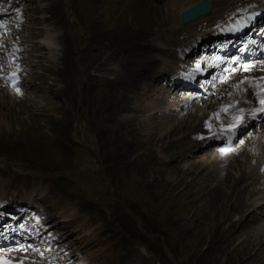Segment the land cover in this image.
<instances>
[{"label":"rangeland","instance_id":"1","mask_svg":"<svg viewBox=\"0 0 264 264\" xmlns=\"http://www.w3.org/2000/svg\"><path fill=\"white\" fill-rule=\"evenodd\" d=\"M165 4L166 0L161 4L154 0H0L1 197L24 199L25 193L33 191L31 211L48 222L47 229L56 226L59 234L49 237L48 244L43 236L37 237L36 247L28 250L44 252L37 259L46 264H256L255 255L245 261L239 249L257 218L260 224L264 209L255 217L252 212L247 221H236L235 216L223 225L218 216L211 219L217 210L207 204L202 187L215 184L205 177L209 165H198L220 153L218 145L192 152L191 145L185 149L182 142L178 152L165 150L170 141L190 130L171 131L164 137L167 122L162 127L157 124L170 112L146 105L178 104L190 95L193 102L184 109L175 105L178 109L170 123L187 121L199 107L197 102L213 108L214 90L224 96L232 83L230 70L245 61L228 68V75L219 78L210 72L209 81L200 78V93L172 85L167 74L159 71L162 61H169V69L171 64H192L200 58L197 52L183 55L174 50L192 38L154 54V38L166 30ZM146 27H151L150 32ZM255 61L264 62V56ZM252 103L255 106L256 100ZM259 120L242 129L228 148L232 150L227 159L244 154L257 124L258 129L264 128V119ZM227 124L224 120L218 130L228 131ZM144 128L156 139L144 142L148 134ZM160 133L163 138L158 139ZM240 140H245L241 148ZM160 148L166 157L157 155ZM194 164L198 168L192 171ZM240 170L243 167L231 168V177ZM33 182H38L37 190ZM256 191L258 197L264 196ZM41 247H49L51 253ZM58 247L64 251L58 253ZM65 252L70 258L58 261Z\"/></svg>","mask_w":264,"mask_h":264},{"label":"bare ground","instance_id":"2","mask_svg":"<svg viewBox=\"0 0 264 264\" xmlns=\"http://www.w3.org/2000/svg\"><path fill=\"white\" fill-rule=\"evenodd\" d=\"M203 1L204 0H166V4L164 5V14H162V23L165 25L164 27L166 30H162L163 32L159 33L154 38L155 41L152 47L154 54H156L157 52H163L162 50H164L166 47L168 48L185 39L192 38L191 42L197 41L198 38H204V36L206 35L205 33H208L207 35L213 34L218 30V28L221 30L236 31L238 30L237 28H243L245 24L249 22H255L258 19V17H256L255 19V16L261 13V11H264V0H206L209 4V11L206 15L199 16L198 18L186 24H181L179 22L180 14L182 12ZM146 28L150 32L151 27ZM148 31H146L147 34L149 33ZM263 33L264 31L262 32V34ZM147 34L145 33V35ZM46 39H49V37H47ZM218 40L219 39H217V41ZM252 40H254L253 46H256V44L264 46V42H260L261 37L252 35L251 41ZM45 42L47 45L50 40H46ZM207 42L209 41H205V43H203L206 44ZM260 52L261 58V56L264 54V51L261 50ZM231 54L232 58L230 59L236 60L238 57H240L234 52H232ZM153 58L155 59L156 56H153ZM255 60H247V62H243L242 64H240V66L233 67L230 70L232 74L230 80L232 83L227 89L225 95L219 96V92L221 91H218V89L214 90L213 98L214 100H216L218 105H216V103L214 106H212L213 108L209 109L206 104H202L200 103V101L197 102L199 104V107L193 110L192 113L189 114V116H187H191L189 119H187V121H184L182 119L176 124L170 123V120L178 109L175 105H181L180 109H184L183 107L186 108L190 102H193L192 100H190L192 98L190 95L184 96L180 102H177L178 104L168 102L165 105L162 103L153 105L151 102H148V104L146 105H152L156 110H160V108L163 107L165 108V111L167 110L168 112H170L169 116L167 114L163 115L162 120H159V124H157L162 127L167 122V129L165 130L164 137L168 134V132L171 131L181 132L183 130H190V132L188 133L183 132L180 138L170 141L168 145L165 146V150L167 149L169 151L176 152L179 148L183 147V142L187 146H184L185 149H188L191 145L190 149H192V152H195L196 150H199L201 149V147L205 146L204 144L206 143L210 142V145L211 143L216 142L215 137L218 135L226 134L230 137L231 134L234 135L239 129H241V127H244L246 124L250 123L251 120H256V118H259V121H262L264 119V111L261 110L262 108H264V105L261 104V99L264 100V62ZM159 61H162L161 57L159 58ZM162 63L163 65L159 68L160 73L169 71L168 66H166L169 61L164 60L162 61ZM246 66L247 70H245ZM207 69L208 64H205L202 71ZM229 72H227V75ZM166 90H168V88ZM9 94H11V96H14L13 92H9ZM180 94L181 92L174 93V95ZM254 99L256 100V107L252 103ZM222 109L227 110L223 111ZM243 111L246 112L245 116H243ZM195 112L197 113V120L196 117L194 118L195 115L193 116V113L195 114ZM236 117H239L240 121L235 130L232 131L230 130V125L237 123L236 119H234ZM224 120H226L228 124L230 123V125L227 124L225 126V128L228 129V131L225 132L224 130H218L219 127H223ZM210 126L216 127L212 130ZM258 127L259 126L257 124V130H253V132L249 135L250 138L247 139L248 144L246 143V146L244 147L245 151L243 155H241L240 153V155L234 157L233 159H227L225 155L228 152L230 153V151H228L227 153L216 152L213 153V157L209 161H207L206 158H203V160L199 162L200 164L198 165V167H201L204 164H208L211 168L205 174V177H207V183L214 182L215 185L213 188L209 187L208 185L202 187V192L208 195L207 204L217 210L215 212V215L212 216L210 214L212 216L211 219L218 216V219L221 218L220 221H223V225L226 223H230L232 219L235 218V216L237 218L236 221L239 219L247 221L251 218L247 216L252 212V217H255V213L258 212L260 208L264 209V196L258 197V195L256 194V189H258L259 192L261 191L264 193V173L261 174V171L264 172V150H262L264 146V128L258 129ZM147 129L148 128H144V130ZM79 130L83 133L84 127L80 125ZM147 133L148 134L146 135L144 142L149 143L152 138L156 139L154 133L149 130H147ZM210 135H214L215 137L212 136L213 138L211 137L210 140H202L201 142L200 140H197V137L199 136L203 137ZM161 138H163L162 133L158 135V139ZM241 141L242 140H240L239 143L240 148L243 147L242 145L244 143H241ZM162 150L163 148H160L157 151V155L166 157V154L162 153ZM187 153L189 152L186 151L185 154ZM175 154L177 153H174V155ZM219 165H221V167ZM195 167H197V165L195 164L191 166V168H193L192 171L195 170ZM230 167L236 169L239 167H243V170H240V173L237 172L234 174V177H231L233 172L231 171ZM251 180L254 181L252 184H256L257 187H253V185H251ZM33 194V191L30 193H25V198L22 200L29 203V205L32 204ZM1 202L2 201L0 196V204ZM27 212L28 215L25 217V219H28V221L30 222L34 220L32 223L33 226L37 227V232H44V230L47 229L46 223L39 220L36 221L35 214H30V210H28ZM261 213H263L262 216H264V211ZM259 219L260 224L257 223V218V221L255 220L256 222H254L253 227H251V229H249L247 233L244 234V239L242 240L243 242L239 251L241 250L240 252L243 253L245 261H247L249 258L251 259V257L255 255L254 258L256 259V264H264V217H261ZM213 222L216 221L214 220ZM216 226H213L212 229H216ZM56 228V226H53V224H51L46 230L47 232L45 233L47 235L51 233V237L53 238L59 237V234L56 233ZM26 234L28 235V233ZM26 234L18 235V233L16 232L11 233L10 236L14 238L10 241V243L14 241L15 238H18L20 243H22ZM35 234L37 233H33V235ZM210 235L211 232L208 233V236ZM28 236H31V238L33 237L32 234H29ZM254 246H258V250L255 251ZM0 247L2 248L3 246ZM34 247H36V245L33 246L32 241H30L23 246L12 245L9 248L0 250V264H46L43 261L37 259L39 257H44V252L39 251V253L36 254L28 252V250H31ZM39 249H44L50 252L49 247H41ZM56 250L58 253L64 251V249H60V247H58ZM53 251L54 250H52V252ZM144 251L145 250L140 252L143 253ZM70 252H73V250H70ZM46 257L50 258L51 254H47ZM69 258L70 257H68V254L65 252L57 257V260H67ZM136 258L137 260L141 259L139 262H142L141 256H138ZM244 264L246 263L244 262Z\"/></svg>","mask_w":264,"mask_h":264},{"label":"water","instance_id":"3","mask_svg":"<svg viewBox=\"0 0 264 264\" xmlns=\"http://www.w3.org/2000/svg\"><path fill=\"white\" fill-rule=\"evenodd\" d=\"M160 1V0H157ZM209 11V4L208 1L204 0L203 2H199L196 5L192 6L191 8H189L188 10L184 11L181 13V21L185 22L187 20H191L195 17H197L200 14L206 13ZM83 141L84 144L89 145V143L87 141H85L84 139H81Z\"/></svg>","mask_w":264,"mask_h":264},{"label":"snow or ice","instance_id":"4","mask_svg":"<svg viewBox=\"0 0 264 264\" xmlns=\"http://www.w3.org/2000/svg\"><path fill=\"white\" fill-rule=\"evenodd\" d=\"M245 70H247V66H246V69ZM261 104L264 105V100H261ZM222 110L223 111H226L227 109H222ZM261 110L264 111V108H262ZM234 119H236L237 123L230 126V130H232V131L235 130V128L238 126L239 121H240V118L239 117H236ZM241 143H243V141H241ZM228 151H231V149H226V148H221L220 149V152L221 153H227Z\"/></svg>","mask_w":264,"mask_h":264}]
</instances>
